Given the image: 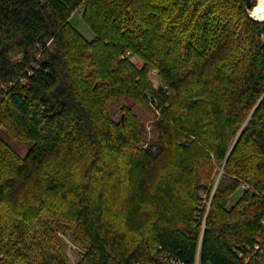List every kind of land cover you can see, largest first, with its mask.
<instances>
[{"label": "trees", "instance_id": "trees-1", "mask_svg": "<svg viewBox=\"0 0 264 264\" xmlns=\"http://www.w3.org/2000/svg\"><path fill=\"white\" fill-rule=\"evenodd\" d=\"M255 2L0 0V264H72L59 220L77 264H264ZM130 100L154 114L148 149Z\"/></svg>", "mask_w": 264, "mask_h": 264}, {"label": "rangeland", "instance_id": "rangeland-1", "mask_svg": "<svg viewBox=\"0 0 264 264\" xmlns=\"http://www.w3.org/2000/svg\"><path fill=\"white\" fill-rule=\"evenodd\" d=\"M257 3H258V0H256L255 4L257 5ZM252 10L250 11V15L253 18H255L252 15ZM255 19H257V18H255ZM257 20H263V19H257ZM71 21L74 24V26H76L85 36H87L88 38L93 37V33H92L91 29L85 23L81 14H79V13L74 14L72 16ZM131 60L134 63L141 65V60L137 56H132ZM149 77H150V80L152 81L154 86H159L163 83L160 75L155 70H153L150 73ZM130 103H132L133 111L135 112V114L138 116V118L140 120V123L142 126V131H143V136H144L142 142L139 144L138 147L143 148V149H148L151 145H154V143L158 139V132L155 128L154 114L151 113V111L148 109V107H144L142 105H139L138 103L134 102L133 100H130ZM155 109H156V107H153V110L156 113L157 110H155ZM112 112H113V115L116 119H118L121 115V113L119 111V107L116 104L112 105ZM157 113H159V110L157 111ZM3 135H4V138L8 141V143L13 148H15L22 156H24L28 152L29 147H30L29 144L21 142L17 139H14L5 132L3 133ZM222 171H223V167H221V172ZM219 176H220V174L218 175V178H219ZM215 187H216V185H215ZM215 189L216 188H214V191H215ZM202 196L206 197L205 194H202ZM204 206H205V203L199 202L197 204V209L194 213L195 218H197L199 220L201 218H203V219L205 218L204 217L205 215L202 214V209ZM209 206H210V202L208 203V208H209ZM206 214H207V211H206ZM54 215L55 214L52 211H45L44 212V217L47 220H54L55 221ZM59 223L64 227L63 221L59 220ZM51 225L54 229H56V234H57V237H58L59 243H60L59 244L60 250H56L55 253L57 254L59 252L60 253L62 252L63 254H65V256L67 257V259L69 260L70 263L77 264L80 257H81V253H82L83 249L80 246H78V244L76 243V238H75L74 232L72 230H69V229L67 230V229L61 227V225H58L57 223H52Z\"/></svg>", "mask_w": 264, "mask_h": 264}, {"label": "bare ground", "instance_id": "bare-ground-1", "mask_svg": "<svg viewBox=\"0 0 264 264\" xmlns=\"http://www.w3.org/2000/svg\"><path fill=\"white\" fill-rule=\"evenodd\" d=\"M252 15L257 19L264 20V0H258L257 5L252 10Z\"/></svg>", "mask_w": 264, "mask_h": 264}, {"label": "built area", "instance_id": "built-area-1", "mask_svg": "<svg viewBox=\"0 0 264 264\" xmlns=\"http://www.w3.org/2000/svg\"><path fill=\"white\" fill-rule=\"evenodd\" d=\"M256 247L260 249V246H259L258 244H257ZM249 260H250V259H249ZM249 260H248V261H249ZM171 261H172L173 264H186V263H184V262H183V263H176V261H174V260H171ZM248 261H247V262H248ZM246 264H247V263H246Z\"/></svg>", "mask_w": 264, "mask_h": 264}]
</instances>
